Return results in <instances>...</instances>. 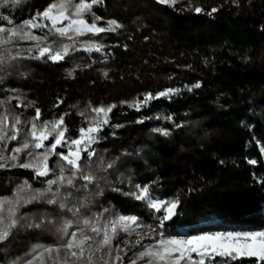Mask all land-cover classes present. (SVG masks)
Segmentation results:
<instances>
[{
	"label": "trees",
	"instance_id": "obj_1",
	"mask_svg": "<svg viewBox=\"0 0 264 264\" xmlns=\"http://www.w3.org/2000/svg\"><path fill=\"white\" fill-rule=\"evenodd\" d=\"M53 2L8 3L0 7V26H12L4 17L19 25ZM196 7L203 11L196 13ZM213 8L217 11L208 15ZM93 11L103 18L100 26L115 20L122 27L79 37L75 44L79 50L58 63L21 58L0 70L4 102L0 113L20 115L24 123L19 127L25 130L36 108L41 110V121L67 113V135L75 138L79 128L88 126L85 117L94 115L89 105L114 104L110 124L122 127L103 129L91 161L83 154V170L95 181L84 187L86 182L80 179L76 189H62L72 193L65 208L40 201L20 209L19 227L0 243V264H24L44 247L58 246L67 221L72 222L71 232L84 219L136 216L159 232L164 212L122 194L136 191V185H148L154 198L179 199L178 214L164 223L166 234L264 230V0H177L174 6L158 0H103ZM86 18L91 22L90 14ZM43 23L48 27L32 29L34 35L50 32L46 20ZM54 39V48L73 43L51 35L39 43L44 46ZM88 40L104 45L102 51H85L83 42ZM35 43L17 40L6 47L28 57L29 48L35 54ZM197 83L200 87H192ZM165 89L180 91L151 100L139 111L121 103ZM157 129H166L168 135ZM23 138L21 134L8 142L2 154L9 157ZM27 159L21 154L19 162ZM58 160L53 156L49 161L55 175L60 174ZM7 163L0 168V197L12 196L24 181L42 189L46 180L55 178L50 174L40 179L32 169ZM69 208L80 211L73 215ZM36 224L40 227L29 226ZM118 239L122 241L121 236ZM87 256L85 252L79 264H87ZM122 257L124 264H130L131 251ZM109 264L120 262L109 260ZM205 264H257V260L215 257L206 258Z\"/></svg>",
	"mask_w": 264,
	"mask_h": 264
},
{
	"label": "snow or ice",
	"instance_id": "obj_2",
	"mask_svg": "<svg viewBox=\"0 0 264 264\" xmlns=\"http://www.w3.org/2000/svg\"><path fill=\"white\" fill-rule=\"evenodd\" d=\"M8 3L18 5L21 0H0V7H4ZM101 3H103V0H78V2H74V0H54L43 12L37 13L36 16L23 21L19 25H14L8 17H4L8 24L12 26H0V70L13 66L21 58L47 59L53 63H58L63 61L71 51L79 50L75 47L79 37L99 36L102 33L115 32L116 29L121 28L122 25L115 20L107 21L106 27L100 26L98 22L103 18L96 15L93 7ZM158 3L174 6L177 0H158ZM202 11L203 9L200 7L195 8L196 13ZM216 11L217 9L213 8L207 14L211 15ZM89 14L92 16L91 22L86 18ZM44 20H47L51 25L50 32L44 36L34 35L32 29L48 27L47 24L43 23ZM49 35L58 37L61 41L67 39L73 41V43H61L58 48H54L53 45L57 43L54 39L51 44L41 46L39 42L47 40ZM17 40L35 41L36 43L33 45L35 54L32 48L27 49L28 57H22L19 51L13 54L11 49L6 46L14 44ZM83 43L85 45L84 50L88 52H101L104 47V45L92 40ZM69 75H71V72ZM192 87L198 88L200 84L197 83ZM179 91L180 89H165L155 94L145 93L143 100L121 101V103H126L129 107H134L139 111L140 107L147 106L151 100L168 97ZM15 99L19 100L20 98L15 97ZM3 103V101H0V104ZM20 106L18 103L17 107ZM24 106L28 107L30 105ZM115 107L114 104L99 107L89 105L91 113H94V115L85 117L88 126L79 128V135L75 138L67 135L69 132L65 124L67 113L52 121H41V110L36 108V115L28 122L30 127L27 130L19 127L24 123L20 115H12L7 110L5 113H0V168L9 166L7 162L10 160L15 162L11 164V167L32 169L37 178L48 177L50 174L55 176L54 179L46 180V187L42 189H33L28 181H24L22 185L17 186L12 196L0 197V243L8 240L13 231L19 227L20 209L22 207L44 201L53 205L59 203L61 208H65L68 197L72 193L62 191V189H76V181L80 179L86 182L84 187L95 181L94 175L85 173L83 170V154H86L87 160L91 161L97 155L93 146L103 139L101 135L103 129L105 127H122V125L110 124L109 114ZM79 115L85 116V113L81 112ZM168 119H171V117H168ZM137 122L142 123L143 120ZM156 131L168 135L166 129H157ZM21 134L24 138L20 146L12 148V154L5 157L2 154V149L7 148L8 142L16 141ZM46 141H48L47 144ZM65 147L67 148L66 152L59 151L60 148ZM262 152H264V149H262ZM21 154L27 155L26 162H19ZM53 156L59 157L57 161L59 175H55L54 168L49 164ZM248 162L250 164L256 163L255 160H249ZM65 165H67V169ZM66 170L70 172V175H64ZM114 191L121 190L114 189ZM49 193H51V198H46ZM122 194L132 196L138 201L147 202L148 207L157 212L163 211L164 215L159 217V228L161 230L157 232L156 228L141 224L136 216L119 215L103 226H100L99 219L95 221L84 219L82 226H77L76 230L71 232H69V228L72 227V222L67 221L61 230L63 233L62 243L58 246H46L44 251L48 253L56 252L57 260H59L60 249H65L62 264H69V258H71V264H79L81 258L85 256V252H88L87 264H93L94 253L101 252L104 247H107L108 252L100 257L102 264H109V260L105 259V256L124 264V258L119 255V252L123 249L120 248L119 244L113 247V241L116 240L118 232L123 231L130 234L133 230L132 225H135L136 227H147L150 231L143 234L137 233L138 239L132 247L141 244V241L152 233H156L158 238L152 244L142 245L143 250L135 254L136 259L131 260L130 264H138L139 261H142L143 264H205L206 258L214 259L215 257L229 258L233 261L244 257H254L257 264L264 262V230L202 232L199 235L166 234L163 231V226L165 221L171 220L178 214L177 208L180 202L178 198L167 201L154 198L148 185H136V191ZM68 211L72 212L73 215H77L80 209L69 208ZM29 226L40 227L39 224ZM88 232L94 235H89ZM123 243L127 246L129 241L125 240ZM93 245H95V248H93ZM113 251L117 253L115 257H111ZM193 254L199 259H194ZM37 255H43V252L34 254L32 259L26 260L24 264H33V260L37 258Z\"/></svg>",
	"mask_w": 264,
	"mask_h": 264
},
{
	"label": "rangeland",
	"instance_id": "obj_3",
	"mask_svg": "<svg viewBox=\"0 0 264 264\" xmlns=\"http://www.w3.org/2000/svg\"><path fill=\"white\" fill-rule=\"evenodd\" d=\"M46 22L49 24V22L47 20H46ZM49 26L51 27L50 24H49ZM63 149H65L67 151L66 147L63 148ZM262 155L264 157V153ZM263 211H264V204H263ZM96 219L97 218H95V220ZM111 220L112 219L100 221V226H103L106 222L111 221ZM132 229L133 230L131 231L130 234L127 233V232H123V231L118 232L116 240L113 241V247H115L116 244L120 245V248L123 249V251L119 252L120 256H124L125 252L127 254H129L130 251H131L132 260H133V259H136V255L135 254L138 253L139 251L143 250L142 245H148V244L154 243V241L158 238V236H157L156 233H152L150 236H146L141 241V244L136 245L135 247H132V245L135 244L136 240L138 239L137 233L143 234V233H146V232L150 231V229L147 228V227H136L135 225H132ZM75 230H76V228H75ZM178 232H179V234H177V235H185L184 230H179ZM87 234L94 235L91 232H88ZM119 236L122 237V241L118 239ZM125 240L129 241V244L127 246L123 243V241H125ZM93 248H95V245H93ZM42 252H43V255H37V258L35 260H33V264H53V263H55V262H57L59 260H63L64 254H65V249H63V248L60 249V252H59L60 259L59 260H57V253L56 252H51V253H48V252H45V251H42ZM107 252H108V248L107 247H104L101 250V252H95L94 255H93V260L94 261H100L101 260L100 257L103 254L107 253ZM86 254L88 255V252H86ZM116 255H117V253L115 251H113L111 253V257H115ZM193 255L195 256V254H193ZM32 257L29 260H31ZM244 258H249V257H244ZM251 258H254V257H251ZM105 259H108V260L114 262L108 256H105ZM139 264H143V262L139 261Z\"/></svg>",
	"mask_w": 264,
	"mask_h": 264
},
{
	"label": "water",
	"instance_id": "obj_4",
	"mask_svg": "<svg viewBox=\"0 0 264 264\" xmlns=\"http://www.w3.org/2000/svg\"><path fill=\"white\" fill-rule=\"evenodd\" d=\"M39 178H40V179H44V178H46V177H39ZM178 209H179V204H178L177 212H178ZM175 216H176V215H175ZM175 216H174V217H175ZM174 217H173V218H174Z\"/></svg>",
	"mask_w": 264,
	"mask_h": 264
}]
</instances>
